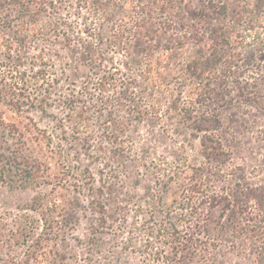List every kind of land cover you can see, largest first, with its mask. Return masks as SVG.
<instances>
[{"label":"rangeland","instance_id":"rangeland-1","mask_svg":"<svg viewBox=\"0 0 264 264\" xmlns=\"http://www.w3.org/2000/svg\"><path fill=\"white\" fill-rule=\"evenodd\" d=\"M18 1L0 75L38 95L15 109L51 151L27 152L45 183L0 178V264H264V0H57L45 41ZM213 31L233 70H211Z\"/></svg>","mask_w":264,"mask_h":264},{"label":"trees","instance_id":"trees-1","mask_svg":"<svg viewBox=\"0 0 264 264\" xmlns=\"http://www.w3.org/2000/svg\"><path fill=\"white\" fill-rule=\"evenodd\" d=\"M17 3L23 11L32 10L33 12L31 25L22 23L23 30L33 38H41L44 41L50 38V30H47L45 25L42 24L40 16L45 13L48 8H55L57 0H49L48 3L43 2V0H19ZM213 33L214 37L217 39L216 41L211 40L215 45L210 46V49H215L218 45L220 47L219 53L221 51L223 52L224 48L230 45L229 39L224 35L225 31H213ZM202 35L201 38L204 39L205 34L203 33ZM218 40H221V42L219 41L218 43ZM4 42L5 44H3ZM0 48L8 53L7 56H10L14 53L13 40H5L0 36ZM220 60V66L217 68L214 67L211 70H233L234 64L231 56H227V54L223 52L222 56H220ZM198 63H200V65L197 70H200L201 66H205L204 70H210L208 65H206L207 62L203 61V58L183 62L182 65L184 70H190ZM5 80L7 81L6 76L0 75V103L6 100L12 102L14 105L10 104L12 109L10 108L7 111L0 109V123L3 126L2 130L7 131V135L0 136V178L5 180L8 177L17 176L24 187L40 185L41 182L45 183L46 176L34 170L32 162L43 166L44 163H47V160L42 159V162H39L38 160L31 159L28 154L30 153V147H35L43 152L51 151L49 139L45 134H42V131H39L33 125L31 120H29V122H24L26 118L22 116L23 113L15 109V105L19 99H26V101H31V103L35 105L38 101V95H31V93L26 92L27 87L24 86L21 88L18 83L8 86L5 84ZM38 104L40 107L43 106L42 100H39ZM36 205V209L40 211L42 217L41 220L43 221V230L45 234L49 236L55 235L56 230L59 229L58 225L60 224L57 220L59 210L58 202L53 196H43L36 200Z\"/></svg>","mask_w":264,"mask_h":264}]
</instances>
